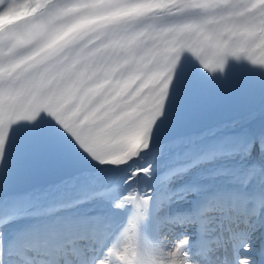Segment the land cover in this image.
Segmentation results:
<instances>
[{"label":"snow or ice","instance_id":"6c2138e0","mask_svg":"<svg viewBox=\"0 0 264 264\" xmlns=\"http://www.w3.org/2000/svg\"><path fill=\"white\" fill-rule=\"evenodd\" d=\"M252 89L264 92V0H0V198L14 206L0 217V264H15L2 228L42 217L55 221L26 231L29 264L45 232L75 245L57 248L55 264L69 252L78 264H260V203L251 214L247 201L223 195L195 215L168 208L189 194L170 188L176 176L225 155H258L264 135L226 137L160 176L155 165L174 123ZM65 151L107 172L104 187L48 206L14 191L27 162ZM93 199L125 220L59 215Z\"/></svg>","mask_w":264,"mask_h":264},{"label":"bare ground","instance_id":"6f19581e","mask_svg":"<svg viewBox=\"0 0 264 264\" xmlns=\"http://www.w3.org/2000/svg\"><path fill=\"white\" fill-rule=\"evenodd\" d=\"M235 122V126L233 125ZM213 129H220L212 135ZM264 135V112L261 113L254 121L248 120V115L239 116V118L230 119L229 121L220 122L217 125L208 126L206 129H202L193 134L185 135V137L177 138L182 142L178 145L173 141H169L163 144V150L160 157L155 161L156 175L160 176L166 173L168 170L183 166L190 163L192 159L211 148L216 147L226 137H244L248 140ZM187 141V142H184ZM247 165L254 167L255 169L264 173V152L257 154H251L244 156L242 154L225 155L214 161L201 163L195 167L190 168L186 173L176 176L171 184L170 188L176 190L179 185L192 181L202 173L207 171H220L225 169H231L233 167ZM108 178V173L103 169L89 171L88 173L77 174L76 176L68 177L65 180L55 182L54 184L44 185L42 187H35L34 189H23L21 191H15L16 193H32L34 197L38 198L37 202L40 206H48L49 204L60 203L65 200L79 199L85 196L89 192L97 191L104 187ZM232 194L226 187L220 186L219 188L210 191V193L203 196H199L195 201L200 199L206 200L216 198L218 196H227ZM243 197H239L241 200ZM230 197H232L230 195ZM249 200H247V207L249 210ZM260 203L258 215L261 219H264V193L256 194L253 197V203ZM199 203L195 204V207ZM13 204L10 201H3L0 198V217H6L13 211ZM257 210H254L256 212ZM59 215L72 217L73 219L87 218L93 216L103 217V221L114 222L116 225L117 219L122 215L126 217V212L114 211L111 203L105 199H93L89 202L83 203L76 208L69 210L68 212L60 213ZM16 219L3 228L4 243L13 247L18 244V235H22L23 238H31L25 235L26 231L35 224L48 225L46 223H53L55 217H42L39 220L29 218ZM107 223V222H106ZM190 229H188V233ZM17 233H20L17 235ZM50 233H41L40 238H45ZM17 235V236H15ZM23 238H20L23 239ZM261 238L259 239V241ZM264 243V236L261 240ZM14 244V246H13ZM256 250L259 252V244H255ZM141 252L147 258L149 252V245L144 244L141 246Z\"/></svg>","mask_w":264,"mask_h":264},{"label":"rangeland","instance_id":"374dc122","mask_svg":"<svg viewBox=\"0 0 264 264\" xmlns=\"http://www.w3.org/2000/svg\"><path fill=\"white\" fill-rule=\"evenodd\" d=\"M237 167L238 166L233 167L231 169H225L222 171L228 172V173L233 172L234 174L239 173V172L240 173L244 172L243 182H242V185L240 186L242 189H246L247 187L248 188L260 187V185L264 184V173L262 171H259V170L256 171V169L254 167L247 169L246 165H242L241 169H239ZM246 170H249V171H246ZM214 173H217V171H213V170L210 171L209 170L207 172L202 173L203 175L199 176L197 179L200 181L201 178H203L205 176H209V175L214 174ZM220 174H224V173L220 172ZM250 175H251V179H249ZM191 185H193V186H191V188L196 186V185H194V182H192ZM201 188H203V186ZM195 193L196 192H192V191L189 192V194L187 195V197L184 200H180L178 202H181L184 204V203L188 202V200L189 201L192 200V198L195 197L194 196Z\"/></svg>","mask_w":264,"mask_h":264},{"label":"trees","instance_id":"16d2710c","mask_svg":"<svg viewBox=\"0 0 264 264\" xmlns=\"http://www.w3.org/2000/svg\"><path fill=\"white\" fill-rule=\"evenodd\" d=\"M224 180L229 181V180H227V179H224ZM214 181H217V179H215ZM234 181H235V180H234Z\"/></svg>","mask_w":264,"mask_h":264}]
</instances>
